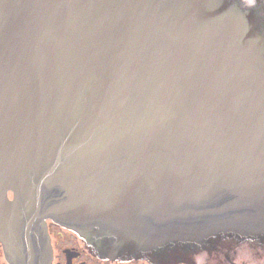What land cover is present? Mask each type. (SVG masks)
I'll return each instance as SVG.
<instances>
[{
    "label": "water",
    "instance_id": "water-1",
    "mask_svg": "<svg viewBox=\"0 0 264 264\" xmlns=\"http://www.w3.org/2000/svg\"><path fill=\"white\" fill-rule=\"evenodd\" d=\"M16 1L17 15L32 18L14 19L11 0H0L6 52L16 40L22 48L0 78V113L16 102L25 111L32 100L41 116L47 100L49 135L58 140L55 110L61 113L68 97L73 103L86 84L87 92L99 90L104 115L92 120L101 125L86 143L99 145L108 167L121 162L122 176L139 162L146 178L140 191L149 193L140 203L144 222L135 221L140 230L151 234L168 221L175 231L224 229L264 206V53L251 32L241 31L243 22L194 32L178 16L141 17L133 3ZM153 5L140 0L145 9ZM137 15L128 19L137 36L131 41L124 19ZM64 145L58 159L69 156ZM80 147L79 155L92 157Z\"/></svg>",
    "mask_w": 264,
    "mask_h": 264
},
{
    "label": "flooded vegetation",
    "instance_id": "flooded-vegetation-1",
    "mask_svg": "<svg viewBox=\"0 0 264 264\" xmlns=\"http://www.w3.org/2000/svg\"><path fill=\"white\" fill-rule=\"evenodd\" d=\"M102 1L117 6L133 3L141 17L152 13L153 19L159 15L170 21L178 16L194 32L237 19L243 22L241 31L251 32L264 53V0H153L151 9L140 7V0ZM11 4L14 19L32 18L30 12L18 16L17 1ZM138 18L124 19L126 39L137 37L128 21ZM6 26L0 22V78L22 51L15 38L9 52L14 57L6 52ZM30 83L32 88V77ZM87 88L86 84L73 103L68 97L62 114L59 107L55 110L58 140L49 135L45 96L41 116L38 109L33 113L38 103L32 100L25 111L22 102H16L8 115L0 113V264H264V206L246 215L249 221L224 229L203 225L200 233L190 228L175 231L169 227L173 221H168L151 234L140 230L135 221L144 222L140 203L149 193L140 191V183L146 178L140 177L137 160L134 173L122 176L121 162L116 163L118 170L108 167L111 159H102L99 145L94 140L86 143L101 125L94 126L92 120L104 115L97 101L100 91ZM62 141L69 156L58 159ZM80 144L92 157L78 154Z\"/></svg>",
    "mask_w": 264,
    "mask_h": 264
},
{
    "label": "rangeland",
    "instance_id": "rangeland-1",
    "mask_svg": "<svg viewBox=\"0 0 264 264\" xmlns=\"http://www.w3.org/2000/svg\"><path fill=\"white\" fill-rule=\"evenodd\" d=\"M247 6H250V5H247ZM71 172V171H70ZM75 174V173H74ZM219 242V240H215V244H219L218 243ZM223 242V241H222ZM224 243V242H223Z\"/></svg>",
    "mask_w": 264,
    "mask_h": 264
}]
</instances>
